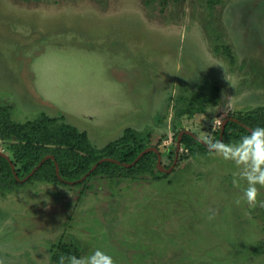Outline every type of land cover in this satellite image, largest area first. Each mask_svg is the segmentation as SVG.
<instances>
[{
  "label": "rangeland",
  "instance_id": "374dc122",
  "mask_svg": "<svg viewBox=\"0 0 264 264\" xmlns=\"http://www.w3.org/2000/svg\"><path fill=\"white\" fill-rule=\"evenodd\" d=\"M218 1L0 0V105L20 123L63 117L98 148L132 128L172 150L175 121L208 143L235 112L264 106V0ZM216 87V102L176 118ZM0 151L12 159L9 142ZM238 175L181 144L162 178L27 180L0 193V261L56 264L52 248L72 244L114 264H264V207L235 203Z\"/></svg>",
  "mask_w": 264,
  "mask_h": 264
},
{
  "label": "trees",
  "instance_id": "16d2710c",
  "mask_svg": "<svg viewBox=\"0 0 264 264\" xmlns=\"http://www.w3.org/2000/svg\"><path fill=\"white\" fill-rule=\"evenodd\" d=\"M210 1L212 4L219 2L218 0ZM218 97L219 87L207 93L197 94L191 98L187 107L182 109L176 118L193 116L197 113L199 105L216 102ZM232 118L238 119L239 122L234 119L228 121L224 131V144L237 143L241 137L248 135L250 130L244 125L251 129L264 127V106L247 112H235ZM240 122L244 124L242 125ZM174 129L179 135L180 130L185 128H180L179 123L175 121ZM220 132L221 129L218 128L214 141H219ZM139 135L140 132L137 130L127 128L123 136L109 142L103 148H98L92 144L86 131H81L76 126L67 123L63 117L56 118L41 114L33 120L20 123L12 118L8 107L0 105V139L9 142V148L13 154L11 160L20 179L28 176L49 154H52L55 159H47L28 180L68 186L70 184L67 181L81 179L102 158L111 157L121 162L132 163L142 151L152 146L140 139ZM181 144L192 156L210 152L204 144L190 134H183ZM176 147L175 144L172 150L160 151L162 164L165 168H170L173 165ZM56 162L59 165L61 177L57 174ZM157 162L158 154L155 151L146 153L130 167L112 161H104L86 179L98 174L135 177L146 172H150L156 178H162L165 173L159 170ZM23 185L14 175L9 160L0 155V193L14 191ZM52 250V258L56 264H60L62 257H80V251L76 245L62 244L53 247Z\"/></svg>",
  "mask_w": 264,
  "mask_h": 264
},
{
  "label": "clouds",
  "instance_id": "9594fccd",
  "mask_svg": "<svg viewBox=\"0 0 264 264\" xmlns=\"http://www.w3.org/2000/svg\"><path fill=\"white\" fill-rule=\"evenodd\" d=\"M227 107L231 110L232 105L228 103ZM206 146L211 153L232 161L236 165L239 175L234 183L237 186L241 181L246 182L247 186L242 188V193L235 203L240 205L243 202L248 208L264 207V202L257 199L256 187L264 186V127L250 130L248 135L241 137L234 144H222L209 139ZM214 216L215 213L212 212L209 219ZM0 264L3 262L0 261ZM60 264H114V261L111 255L97 248L85 257H62Z\"/></svg>",
  "mask_w": 264,
  "mask_h": 264
},
{
  "label": "water",
  "instance_id": "95a60500",
  "mask_svg": "<svg viewBox=\"0 0 264 264\" xmlns=\"http://www.w3.org/2000/svg\"><path fill=\"white\" fill-rule=\"evenodd\" d=\"M234 118H226L224 123L222 124L221 126V132H220V137H219V141L218 142H223V139H224V131H225V127H226V124L228 123V121L230 120H233ZM235 121H238L237 119H234ZM248 130H252L250 127L244 125ZM183 134H190V135H193L195 138H197L202 144H204L205 146L207 145V142L204 141L203 139H201L200 137H197L193 132L189 131V130H183L180 132L179 136H178V142H177V148H176V154H175V160H174V163L173 165L170 167V168H165L162 164V155H161V152L160 150L157 148V147H154V146H150L148 148H146L144 151H142L138 156L137 158L132 162V163H126V162H121L117 159H114V158H111V157H105V158H102L99 160V162H97L81 179L79 180H75V181H67L69 184H75V183H78V182H83L98 166L100 163H103L104 161H112V162H115L117 164H121L125 167H130L134 164H136L140 158L142 156H144L146 153L150 152V151H155L157 154H158V162H157V167L159 168V170H161L163 173H168L170 172L178 158H179V152H180V149H181V139H182V136ZM207 147V146H206ZM208 148V147H207ZM0 155L4 156L5 158H7L11 164V167H12V170L14 172V175L16 176L17 180H19L20 182H25L27 181L42 165L43 163L47 160V159H55V157L52 155V154H49L47 156H45L41 162L31 171V173L26 176L24 179H20L17 175V171L15 169V165L13 164L12 160L10 159V157L5 154L4 152L0 151ZM56 169H57V174L59 177H61L60 175V172H59V165L58 163L56 162Z\"/></svg>",
  "mask_w": 264,
  "mask_h": 264
}]
</instances>
